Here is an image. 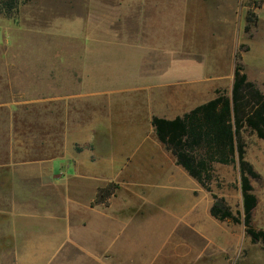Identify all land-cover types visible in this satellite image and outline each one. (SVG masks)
<instances>
[{
	"label": "crops",
	"instance_id": "1",
	"mask_svg": "<svg viewBox=\"0 0 264 264\" xmlns=\"http://www.w3.org/2000/svg\"><path fill=\"white\" fill-rule=\"evenodd\" d=\"M130 1L104 0L106 15L101 16L96 14L101 0L91 2L89 33L74 35L82 51L80 93L72 98L88 107L48 166L59 162L60 169L71 171L57 185L64 193L70 181L89 183L82 188L75 184L74 194H65L76 221L69 220L68 208L67 227L65 217H51L57 230L50 238L37 237L42 231L35 232V223L14 207L11 232H23L24 240L9 244L13 257L1 259L2 264H165L171 258L196 264L209 257L210 247L219 246L208 230L209 203L203 206L194 197V179L159 142L152 120L181 119L212 100L216 90L232 89L245 18L235 13L236 0ZM120 10L129 17L119 15ZM258 11L264 21V6ZM163 22L174 37L164 47L153 38ZM227 55L233 58L231 65L225 64ZM72 143L81 150H73ZM109 185L114 194L95 204L98 190ZM88 186L92 192L85 200ZM129 211L134 218L126 220ZM162 216L179 219L182 226L179 238L165 247V261L163 251L156 250V234L140 246L127 235L130 221ZM63 229L74 235L72 242L54 235ZM150 229L159 232V227Z\"/></svg>",
	"mask_w": 264,
	"mask_h": 264
},
{
	"label": "rangeland",
	"instance_id": "2",
	"mask_svg": "<svg viewBox=\"0 0 264 264\" xmlns=\"http://www.w3.org/2000/svg\"><path fill=\"white\" fill-rule=\"evenodd\" d=\"M93 1L24 0L17 2L9 16L0 1V260L13 257L14 251L9 246L11 242L24 240L23 232L16 235L11 232L10 214L14 207L21 211L22 218H30L28 223H35L31 226L35 232L42 231L41 234L35 233L37 237L50 238L57 230L54 227L56 224L50 221L51 217H65L62 221L68 226L67 209L71 208L72 202L66 201L65 194H74L72 190L76 189V185L82 188L89 184L84 182L86 185L82 186V182L76 180L75 185L70 181L64 193L63 188L57 185L62 178L71 177V171L60 169L59 162H55L52 168L48 165L59 156L57 148L66 145L65 138L71 128L79 125L87 112L86 104L74 102L72 98L80 93L78 83L82 51V43L76 41L74 35L89 33ZM104 3V0L99 3L101 10L96 13L98 16L106 15L103 12ZM256 4L262 7L264 0H236L234 11L237 15L245 18L251 12L257 20L249 34L240 33L241 41L235 55L248 53L241 61L243 72L247 80L264 95V21L258 19L260 12L255 8ZM119 8H123V5ZM121 11H118L119 15L122 13L123 17H129L128 12ZM207 13L210 16L211 10ZM261 13L264 18V11ZM163 25L165 27H159L153 38L157 45L164 47L172 43L174 37H170L167 23L163 22ZM225 61L226 65H231L233 58L227 55ZM220 90L228 96L231 92ZM242 140L246 160L260 176L258 182H252L257 198L252 226L264 232V140L248 130L242 131ZM70 145L77 152L82 148L77 143ZM213 176L211 194L194 180V197L200 203L208 202L210 207L211 195H215L223 199L233 213L241 212L237 166L215 164ZM84 190V199L88 200L92 190L89 186ZM143 204L132 203L136 207ZM69 211V220L74 224L76 218L73 210ZM133 214V211H129L124 218L133 219ZM169 220L162 216L143 218L141 222L130 221L127 235L140 246L149 243L156 234V250L163 251L161 257L164 260L165 247L169 248L167 244H173L179 238L182 229L179 219ZM151 227H159V232L151 234ZM208 230L212 241H217L219 246L210 247L209 257L196 264H264V243H252L242 225L221 223L210 218ZM54 235L61 238L63 235L68 243L74 238L65 229ZM66 250L61 251L60 259ZM177 260L171 258L165 264H178Z\"/></svg>",
	"mask_w": 264,
	"mask_h": 264
},
{
	"label": "trees",
	"instance_id": "3",
	"mask_svg": "<svg viewBox=\"0 0 264 264\" xmlns=\"http://www.w3.org/2000/svg\"><path fill=\"white\" fill-rule=\"evenodd\" d=\"M6 15L24 0H0ZM256 9L261 5L256 4ZM257 20L254 13L245 17L244 33L249 34ZM242 57L235 55L233 85L229 96L216 90L215 97L194 109L183 118L173 121L153 118L152 126L159 142L175 157L178 166L194 179L207 193L214 180L213 165L237 166L239 170L242 210L233 213L223 199L211 195L209 215L218 222L242 225L252 243H264V232L252 226L257 198L252 182L260 180L259 174L246 160L242 131L248 130L264 140V95L247 80L241 65ZM114 185L99 189L95 204L105 203L114 194Z\"/></svg>",
	"mask_w": 264,
	"mask_h": 264
},
{
	"label": "built area",
	"instance_id": "4",
	"mask_svg": "<svg viewBox=\"0 0 264 264\" xmlns=\"http://www.w3.org/2000/svg\"><path fill=\"white\" fill-rule=\"evenodd\" d=\"M259 1V0H258Z\"/></svg>",
	"mask_w": 264,
	"mask_h": 264
}]
</instances>
